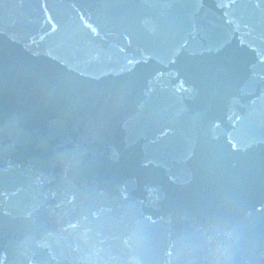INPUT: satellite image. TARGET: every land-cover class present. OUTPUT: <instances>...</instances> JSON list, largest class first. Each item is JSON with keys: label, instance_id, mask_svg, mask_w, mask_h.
<instances>
[{"label": "water", "instance_id": "obj_1", "mask_svg": "<svg viewBox=\"0 0 264 264\" xmlns=\"http://www.w3.org/2000/svg\"><path fill=\"white\" fill-rule=\"evenodd\" d=\"M0 264H264V0H0Z\"/></svg>", "mask_w": 264, "mask_h": 264}]
</instances>
